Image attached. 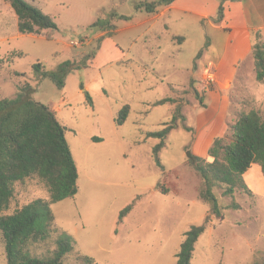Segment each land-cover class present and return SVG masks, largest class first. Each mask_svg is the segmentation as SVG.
I'll return each mask as SVG.
<instances>
[{
	"label": "rangeland",
	"instance_id": "1",
	"mask_svg": "<svg viewBox=\"0 0 264 264\" xmlns=\"http://www.w3.org/2000/svg\"><path fill=\"white\" fill-rule=\"evenodd\" d=\"M141 1L155 0H32L57 24L52 39H46L20 33L14 11L0 0V99L13 97L19 85L30 83L32 97L56 108L59 122L67 126L65 139L78 171L76 194L50 205L54 215L50 237L33 245L32 253L51 252L55 237L65 232L74 239L66 263L76 262L78 252L91 257L93 264H176L183 233L208 216L190 264H260L264 260L260 165L253 163L244 174L249 193L235 188L232 196H223L222 188L215 187L220 205L216 216L198 197L201 179L187 164L186 150L206 156L212 140L229 133V123L240 111L264 112V83L246 75L245 68L230 90V110L223 119L225 98L220 94L210 103L204 96L201 104L193 75L209 55V45L218 56L225 33L204 26L194 13L176 11L165 19L137 10ZM203 1L190 4L204 9ZM230 1L223 0V15ZM177 17H184V22ZM97 18L110 20L115 31L108 34L109 29L90 26ZM170 30L184 33L186 41L178 45L169 40ZM73 59L86 66L70 72L61 88L32 71L37 61L53 69ZM84 90L92 104L85 102ZM164 97L173 100L154 104ZM125 104L129 113L117 124V112ZM175 106L177 126L168 132L158 163L152 152L158 139L146 133L163 128ZM37 197H49L40 178L16 182L9 207L0 214ZM127 204L132 208L118 222ZM0 264H5L2 239Z\"/></svg>",
	"mask_w": 264,
	"mask_h": 264
},
{
	"label": "trees",
	"instance_id": "2",
	"mask_svg": "<svg viewBox=\"0 0 264 264\" xmlns=\"http://www.w3.org/2000/svg\"><path fill=\"white\" fill-rule=\"evenodd\" d=\"M3 1L14 11L20 33L40 34L46 39H52L53 31L57 29L56 22L32 0ZM173 1H141L136 3L135 7L146 13H155L160 7ZM222 12L223 0H220L216 16L213 17L214 22L220 21L223 17ZM114 15L116 14L112 12L111 17ZM119 18L130 20L131 16L120 15ZM90 26L109 29L108 34L113 33L116 28L110 20L101 18H97ZM173 38H179L180 42L184 39L181 35ZM251 55L254 78L257 82L263 83L264 40L260 37L259 31L253 32ZM85 66L86 64L73 59L61 62L53 69H46L37 61L32 65V71L41 78L48 77L61 88L70 72ZM33 91V86L24 82L18 86L13 97L0 99V211L9 207L14 194V184L31 176H36L45 183L49 197L47 199L37 197L13 212L0 214V239L4 244L5 264H93L94 260L91 257L78 252L76 262H65L66 256L74 251V239L65 232L55 237L51 252L40 256L32 253L33 245L44 243L50 237L54 221L50 205L66 197H73L78 190L77 166L65 139V131L68 128L59 122L55 110L50 105L36 101L32 97ZM84 94L85 102L92 104L89 93L84 90ZM172 100L171 97H164L156 100L154 104ZM177 110L179 107L175 106L170 121L166 122L163 128L146 133L148 137L158 139L152 147L158 163L160 162L158 152L165 144L168 132L177 126ZM128 113L129 105L125 104L117 112L116 123H123ZM180 117V120H185L184 115L180 114ZM228 129V134L212 140L206 156H198L191 150H186L187 164L201 179L198 197L208 204L209 212L216 216H220V205L214 192L216 186L222 188L223 196H232L235 188H242L249 193L244 173L252 163L260 165L264 176V112L254 108L240 111L236 119L229 123ZM158 190L162 193L171 191ZM175 191L176 188L173 192ZM131 208L132 205L127 204L120 210L118 222L123 220ZM208 220L206 216L202 224H192L183 233L175 253L176 264H190L194 244L205 230ZM260 264H264V260Z\"/></svg>",
	"mask_w": 264,
	"mask_h": 264
},
{
	"label": "crops",
	"instance_id": "3",
	"mask_svg": "<svg viewBox=\"0 0 264 264\" xmlns=\"http://www.w3.org/2000/svg\"><path fill=\"white\" fill-rule=\"evenodd\" d=\"M190 1L174 0L170 4L160 7L158 12L149 14L169 19L174 16L173 12L176 11L183 14L194 13L202 17L201 20H204V26L208 25L215 31L221 30L225 33L218 56L214 55V52L211 51V45H209L207 49L209 55L205 57L202 64L197 66V71L193 77L201 104L204 96L208 102L212 103L214 96L222 94L225 98L222 117L227 119L231 105L230 90L234 81L238 80V76L243 74L245 68L246 75H254L251 55L253 32L259 31L260 37L264 40V0L230 1L224 8L223 19L220 22H214L213 20L219 5L218 0H204V9L196 8V6L190 4ZM183 18L177 17L176 20L184 22ZM163 27L166 30L169 29L167 23L163 24ZM175 31H168L167 38L178 43V45L184 43L186 41L184 33L181 34ZM179 35L184 37L181 42L176 38L173 39V36ZM207 72H214L215 80L213 83H207ZM53 109L56 111V108Z\"/></svg>",
	"mask_w": 264,
	"mask_h": 264
},
{
	"label": "built area",
	"instance_id": "4",
	"mask_svg": "<svg viewBox=\"0 0 264 264\" xmlns=\"http://www.w3.org/2000/svg\"><path fill=\"white\" fill-rule=\"evenodd\" d=\"M206 79H207V83H213L215 80L214 72H207Z\"/></svg>",
	"mask_w": 264,
	"mask_h": 264
}]
</instances>
